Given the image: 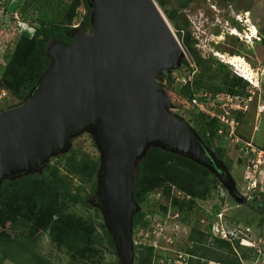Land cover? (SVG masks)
Here are the masks:
<instances>
[{"label":"water","instance_id":"1","mask_svg":"<svg viewBox=\"0 0 264 264\" xmlns=\"http://www.w3.org/2000/svg\"><path fill=\"white\" fill-rule=\"evenodd\" d=\"M91 29L52 42L50 64L18 104L0 110V185L42 172L82 131L101 151L95 205L113 235L121 264H134L133 194L139 160L150 147L208 168L237 201L236 181L196 129L172 111L163 79L184 49L155 0H87ZM82 13L77 15L80 19Z\"/></svg>","mask_w":264,"mask_h":264},{"label":"trees","instance_id":"2","mask_svg":"<svg viewBox=\"0 0 264 264\" xmlns=\"http://www.w3.org/2000/svg\"><path fill=\"white\" fill-rule=\"evenodd\" d=\"M4 1L7 5V0ZM156 1L164 12H167L168 0ZM188 1L190 0H185L182 6ZM28 2L25 0V7L29 6ZM79 5L85 7L86 13L77 28L90 30L92 7L87 0H72L62 15L36 18L37 24L32 36L26 32L19 33L12 27L13 25L9 31H0V58L7 55L9 58L0 75V91L8 89L20 101L29 94L50 64L47 55L50 43L73 42L69 32L76 28L71 22L77 14L76 9ZM168 14L173 18L169 12ZM10 30L12 37L8 38ZM219 57L222 58V54ZM183 64L188 63L184 60ZM197 64L200 69L193 86L183 85L180 90L187 99H191L200 89L243 94L249 85L246 79L233 73L229 65L216 60L213 56L206 59L198 57ZM173 79L172 73L165 77L166 83H171ZM1 101L3 97L0 98V110L10 107V104L2 105ZM175 113L185 119V115L178 111ZM245 114L240 112L237 118L241 121ZM185 120L192 123L204 144L230 169L232 161L226 158V147L223 144L225 136L218 135L220 125L218 120L198 111ZM60 156L69 158L68 168H82L80 177L90 184L87 195H92L97 187L99 160L82 158V164L73 150ZM51 167L48 164L42 172L31 173L14 180L6 179L0 185V264L5 260L16 264H56L36 248L43 234L48 235L57 248L67 252L68 264H105V253L117 255L112 233L106 223L102 221L95 223L87 215L69 210L66 202L59 203L58 195L65 190L61 189L62 184L51 171ZM219 188H222L219 178L205 166L187 156L160 147H150L139 160L135 172L133 194L140 210L133 217V229L136 231L140 225L149 226L150 221L146 217L155 211L150 209L152 206L150 197H154L162 189L168 197L170 196L171 209L174 210L170 212L177 219L182 214V209L191 210L197 200L214 198ZM177 192L181 193L182 198ZM258 192L255 195L260 194V199L256 202L264 208V193ZM240 196L245 201L244 195L240 193ZM82 201L86 206L92 207L85 199ZM160 208L164 213L169 210L163 204H160ZM222 212L221 203L218 202L210 209L201 207L197 223L191 228L188 236L192 244L185 251L187 264L212 262L243 264L241 258L245 260L248 258L247 249L257 253L254 248L246 249L241 246L239 239L229 241L215 236L212 231L214 218H218ZM204 218H208L209 223L202 228L200 225ZM134 251V264H176L177 257L163 255L158 252L155 245L147 242L134 243ZM112 264H121L119 256Z\"/></svg>","mask_w":264,"mask_h":264},{"label":"rangeland","instance_id":"3","mask_svg":"<svg viewBox=\"0 0 264 264\" xmlns=\"http://www.w3.org/2000/svg\"><path fill=\"white\" fill-rule=\"evenodd\" d=\"M28 1L30 2H28L29 6L25 7V0H7L8 13L4 15L0 12V31H9L11 25L17 30L20 25H23L26 29L25 32L32 35L37 24L35 22L36 18L45 15L60 16L72 2V0ZM184 2L185 0H168L167 12H164L159 6L185 53L181 65L171 72L174 78L173 81L166 83L165 78L163 79L164 90L173 104L172 111L174 113L178 111L185 115V119H188L193 113H197L196 109L189 105V99L181 94L180 90L183 85L176 78L180 74L187 75L193 69L198 74L200 69L197 64L198 57L206 59L213 56L216 60L229 65V68L235 74L237 73L234 70L243 73L241 69H237V67L235 69L234 67L240 65L243 70L249 72L252 76L249 78H252V81L260 88H255L252 106L240 121L239 135L242 139H251L258 147L264 148V112L260 115L257 113V105L260 102L264 103V0H190L182 6ZM15 11H18L23 20L20 24L16 19H12ZM76 11L77 14L71 22L73 27L80 25L84 16L78 19L77 15L80 13L84 15L86 9L83 5H79ZM168 12L173 18L169 17ZM7 14L11 18H8ZM1 19H4V21H1ZM256 32L257 34H255ZM9 37H12L11 30ZM221 54L222 58L219 57ZM8 59V55L5 58H0V75L8 63ZM184 60L188 63L187 65L183 64ZM3 91L5 95H3V101H1L2 105L10 104L11 106L21 102L8 89L1 90L0 94ZM223 144L226 147V158L232 161L229 172L236 181L237 188L244 195L245 201H237L231 195L229 189L221 184L222 188L216 190L217 194L214 198L197 200L193 209H182V214L176 219L172 216L173 213L170 212L174 211L171 209L170 196L168 197L162 189L160 193L150 197L152 201L150 209L155 211L146 217L150 221L149 226L140 225L136 231L133 229L134 243L147 242L153 244L158 252L166 256L177 257V255L185 254L186 248L192 244L189 242L188 236L191 228L197 223L201 207L210 209L218 202L221 203L223 212L218 215V218H214V224L223 221L226 232L233 233L235 235L234 239L240 240L244 235L243 233H246L248 237L257 241L256 246L259 244L258 240L261 239V247H263L264 252V208L256 202L260 199V194L255 195L258 192L257 190L251 189L248 192L243 186H240L243 185V182L246 184L245 178H247V175L253 177V174L246 170V158L241 152L240 146L229 140L228 137H225ZM71 150L78 157L80 163L83 164L82 158H87V160H93L94 158L99 160L100 166L101 151L92 133L85 130L71 139L70 146L66 151L51 156L45 167L48 164L52 166L51 171L55 174L59 183L62 184L61 189L65 190V192L58 195L59 203L64 204L66 202L69 205V210L85 214L95 223L100 221L105 223L103 211L95 205L97 187L92 195H87L90 191V184L84 182L80 177L82 168H68L69 158L60 156ZM262 179L264 180V177ZM261 184L263 189L260 188V190L264 192V182ZM30 185L32 184L30 183ZM178 196L182 198L181 195ZM83 199L92 207L86 206L82 201ZM160 204L168 207L167 213L161 211ZM208 223L209 219L204 218L200 227L204 228ZM9 225L10 223L7 224V227ZM105 243L107 245V242ZM36 248L41 254L50 257L56 264H68L69 262L67 252L57 248L46 234L41 236ZM115 249L117 250L116 244ZM116 253L117 255L109 252L105 253L104 263L112 264L118 256V252ZM247 253L248 258L244 259L247 264L261 259L264 260V253L259 256L253 250L248 249ZM3 264L16 263L5 260ZM210 264L218 263L212 262Z\"/></svg>","mask_w":264,"mask_h":264},{"label":"built area","instance_id":"4","mask_svg":"<svg viewBox=\"0 0 264 264\" xmlns=\"http://www.w3.org/2000/svg\"><path fill=\"white\" fill-rule=\"evenodd\" d=\"M0 12L4 13V15L8 13V6L4 0H0ZM7 17L11 18L8 14ZM12 19H16L19 24L23 21L18 11L14 12ZM1 21H4V19H1ZM17 30L19 33H24L26 29H24L23 25H20ZM236 72L237 74H242L238 71ZM196 75L197 71L193 69V71H189L187 75H178L176 80L182 85L193 86ZM250 80L251 82L243 94L226 91L214 92L208 89H200L194 93L191 99L188 100L189 105L195 107L198 112L218 120L220 124L218 135L228 137L229 140L242 145L240 150L246 158V170H249L253 174V177L247 175V178H245L246 184L243 185V188L248 190V192L251 191V189L261 191L260 188L263 189L261 183L264 182L262 179V177H264V148L258 147L251 139H242L239 135L240 120L237 118V115L240 112L247 113L250 110L254 101L255 88H260L259 85H256L252 81V78H250ZM0 95V98L3 97V95H5L4 91ZM262 112H264V103L260 102L257 105V113L260 115ZM177 195H181V193L177 192ZM212 231L215 236L229 241H234L235 235L231 232H226L223 221L214 224ZM243 234L244 235L240 239V244L254 248L257 250L259 256L262 255L264 252L263 247H261V239L258 240L259 244L256 246V240L248 237L246 233ZM242 262L243 264H247L243 259ZM176 264H187L186 254H181L180 256L177 255ZM253 264H264V261L259 262L258 260Z\"/></svg>","mask_w":264,"mask_h":264},{"label":"clouds","instance_id":"5","mask_svg":"<svg viewBox=\"0 0 264 264\" xmlns=\"http://www.w3.org/2000/svg\"><path fill=\"white\" fill-rule=\"evenodd\" d=\"M76 27H78V26H76ZM25 32V31H24ZM34 34V33H33ZM32 34V35H33ZM255 34H257V32L255 33ZM31 35V36H32ZM254 37L256 38V36L254 35ZM259 40V39H258ZM234 66V65H233ZM235 67V69H236V66H234ZM235 72H236V70H234ZM237 73V72H236ZM239 76H241V77H243V78H245L247 81H249V84H250V82H251V80H250V78L249 77H247V76H245L243 73L242 74H239ZM2 90H5V89H2ZM176 114V113H175ZM177 115V114H176ZM178 116H180V115H178ZM260 192H263V191H260ZM241 193V191H239V194ZM264 193V192H263ZM242 246H244V245H242ZM245 247H248V246H245ZM248 248H250V247H248ZM242 259L243 258H241V261H242ZM244 260V259H243ZM245 261V260H244ZM243 263V262H242Z\"/></svg>","mask_w":264,"mask_h":264},{"label":"bare ground","instance_id":"6","mask_svg":"<svg viewBox=\"0 0 264 264\" xmlns=\"http://www.w3.org/2000/svg\"><path fill=\"white\" fill-rule=\"evenodd\" d=\"M231 66H232V65H231ZM236 67H237V69H238V68L241 69V70H242L241 72H243L244 75H245V73H247V75H245V76H247V77H250V76H251V75L249 74V72L243 70V69L241 68L240 65H236ZM251 77H252V76H251Z\"/></svg>","mask_w":264,"mask_h":264}]
</instances>
